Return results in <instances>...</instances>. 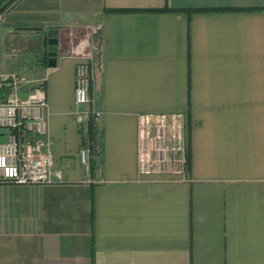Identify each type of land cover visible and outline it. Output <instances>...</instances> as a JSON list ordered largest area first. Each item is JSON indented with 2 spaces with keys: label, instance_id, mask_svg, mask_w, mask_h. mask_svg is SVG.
I'll list each match as a JSON object with an SVG mask.
<instances>
[{
  "label": "crops",
  "instance_id": "1",
  "mask_svg": "<svg viewBox=\"0 0 264 264\" xmlns=\"http://www.w3.org/2000/svg\"><path fill=\"white\" fill-rule=\"evenodd\" d=\"M88 56L99 170L80 161L74 112ZM0 69L46 77L64 175L0 183V264H264V0H14L0 11ZM176 111L185 172L141 173L139 116Z\"/></svg>",
  "mask_w": 264,
  "mask_h": 264
},
{
  "label": "built area",
  "instance_id": "2",
  "mask_svg": "<svg viewBox=\"0 0 264 264\" xmlns=\"http://www.w3.org/2000/svg\"><path fill=\"white\" fill-rule=\"evenodd\" d=\"M91 56L75 65L74 112L86 130L90 118L99 126L101 111L91 96ZM45 76H28L0 69V183L52 184L64 175L55 165L53 140L48 130ZM98 147V146H97ZM88 141L80 161L90 168ZM100 169L99 149L94 155ZM188 143L182 112L141 114L138 122V165L141 173H184Z\"/></svg>",
  "mask_w": 264,
  "mask_h": 264
},
{
  "label": "trees",
  "instance_id": "3",
  "mask_svg": "<svg viewBox=\"0 0 264 264\" xmlns=\"http://www.w3.org/2000/svg\"><path fill=\"white\" fill-rule=\"evenodd\" d=\"M14 0H0V4L3 2V4L0 6V11H3L8 5H10ZM171 8L165 7V8H159V9H148L144 11H163L168 10ZM106 11H116V12H122V11H136V9H125V8H105ZM200 10H217V8H207V9H200ZM101 128L94 122L92 118L89 119L86 130L82 129V136H83V143H86V140L88 141V145L90 147V169L96 168V162L94 155L96 153L97 148L99 149L100 153V160L102 155V149H101ZM98 146V147H97Z\"/></svg>",
  "mask_w": 264,
  "mask_h": 264
},
{
  "label": "water",
  "instance_id": "4",
  "mask_svg": "<svg viewBox=\"0 0 264 264\" xmlns=\"http://www.w3.org/2000/svg\"><path fill=\"white\" fill-rule=\"evenodd\" d=\"M58 34L59 31L56 28H50L47 30V49H48V64L49 66L56 65V54H57V44H58Z\"/></svg>",
  "mask_w": 264,
  "mask_h": 264
},
{
  "label": "rangeland",
  "instance_id": "5",
  "mask_svg": "<svg viewBox=\"0 0 264 264\" xmlns=\"http://www.w3.org/2000/svg\"><path fill=\"white\" fill-rule=\"evenodd\" d=\"M1 55H2V53H1ZM1 59H2V57H1ZM1 61H2V62H1V63H2V66L5 65V63H4L5 61H4L3 59H2ZM25 72H26V71H25ZM2 139H3V138L0 137V140H2ZM150 174H152V173H150ZM158 174H159V173H158Z\"/></svg>",
  "mask_w": 264,
  "mask_h": 264
}]
</instances>
